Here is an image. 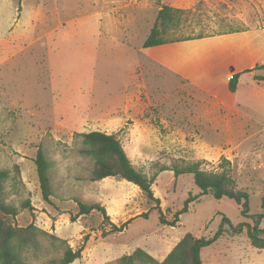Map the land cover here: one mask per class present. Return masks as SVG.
Here are the masks:
<instances>
[{
  "label": "rangeland",
  "instance_id": "obj_1",
  "mask_svg": "<svg viewBox=\"0 0 264 264\" xmlns=\"http://www.w3.org/2000/svg\"><path fill=\"white\" fill-rule=\"evenodd\" d=\"M10 3L18 4V0ZM170 3L22 0L25 13L32 11V15H21L17 22L12 5H0L4 12L0 18L6 22L9 16L6 30L0 31V168L10 170L3 194L6 202L19 207L18 214L9 218L11 223L26 226L32 222L40 230L37 246L23 252L24 264H58L67 247L81 249L80 256L68 264H120L119 257L131 253L136 242H143L142 233L145 241L151 240L147 232L161 224L157 210L152 209L155 203L141 189L137 201L134 197L127 203L130 210L124 218L136 208L147 215L135 219L127 230L106 234L108 226H101L100 212L77 213V200L92 203L90 194L99 192L88 182L93 160L80 152L81 134L91 130L116 133L122 145L138 157L139 146L126 139L128 127L142 123L150 138H158L154 147L143 149L150 159L138 160L135 167L148 171L147 177L154 176L153 195L166 219H172L188 194H197L198 189L189 173L177 175L166 186L165 167L170 170L200 161L199 167L206 171L220 170L222 157L208 158L197 145L200 134L211 146L229 148L231 175L237 187L249 194V212H259L264 194V94L249 82V74L241 77L237 97L244 101L243 128L228 137L240 140L233 147L221 143L225 137L220 129L199 126L190 101L179 89L182 81L138 50L157 9ZM181 9L189 12L176 27L166 30L164 38L264 27V0H195L193 6ZM37 147L49 162L50 204L42 200L39 190L33 162ZM25 201L28 205L21 208ZM217 213L234 224L251 223L233 200L204 195L180 214L172 233L211 236L220 225ZM201 257L204 264H264V248L253 247L245 232L224 234L204 247Z\"/></svg>",
  "mask_w": 264,
  "mask_h": 264
},
{
  "label": "crops",
  "instance_id": "obj_2",
  "mask_svg": "<svg viewBox=\"0 0 264 264\" xmlns=\"http://www.w3.org/2000/svg\"><path fill=\"white\" fill-rule=\"evenodd\" d=\"M38 1L40 2V0ZM194 4L195 0H171L169 6L181 9L189 8ZM0 5L9 8L12 4L10 0H0ZM12 7L17 16L16 22L21 15H27V18L32 15V11L28 14L25 13L26 10L22 6V0H18V4H13ZM106 11L107 13L111 12V6ZM1 12L3 11H0V15ZM96 13L100 14L101 11L99 10ZM34 15H39L38 10L34 11ZM7 21L4 22V19L0 18L1 32L6 30ZM138 50L148 60L159 66L158 68L167 71L182 81L179 89L182 88L190 101L193 113L199 124H201L199 126L212 128L214 131L220 129L224 135L223 137H225L221 143L232 145V147L239 144L240 140L234 141L233 138L229 139L228 137H231L234 132L239 133L243 128L240 119L244 115L241 109L244 101L237 97L241 77L244 74H249V82L259 87L258 89L264 94V79L255 78L256 75L264 76V67H261V65H264V27L253 26L221 34L166 42L150 47H143L141 44ZM255 66L260 68L255 69ZM247 69L252 70L246 71ZM235 73H240V75L236 89L230 91L228 81ZM147 129V126L142 123L132 125L126 129V139H130L132 143L139 146L141 151V157H138L131 153V148L126 149L122 145L132 164L136 167L138 160L145 162L150 159L147 155L148 152L143 149L154 147L152 145L156 144L155 141L158 140L157 137L150 138L147 135ZM216 142L220 141L217 140L214 143ZM210 143V140L205 139L204 135L200 134L197 145L201 150L204 149L208 158L217 160L220 157H225L230 161L232 160L229 148L223 149L220 146H211ZM162 171L169 174L166 186L169 182L176 180V176H174L171 169ZM160 172L155 177H158ZM142 173L148 175V171H142ZM88 182L95 184L90 186L99 188L97 194H90V196L94 202L104 207L109 221L116 225L119 222H126L122 231L127 230L135 219L141 217V210L136 208L133 215L129 214L130 216L124 218L130 210L127 203L130 200L134 201V197L137 201L138 195L141 194L137 185L125 179H113L111 176ZM156 191L160 193L161 190L156 186ZM175 226L156 225L154 229L147 232V234H151V240L145 241V233H142L140 237H143V242H136L133 250L139 247L156 260H163L181 238L180 234L172 233ZM152 233H154V236ZM129 253L130 251H127V254Z\"/></svg>",
  "mask_w": 264,
  "mask_h": 264
},
{
  "label": "trees",
  "instance_id": "obj_3",
  "mask_svg": "<svg viewBox=\"0 0 264 264\" xmlns=\"http://www.w3.org/2000/svg\"><path fill=\"white\" fill-rule=\"evenodd\" d=\"M188 12L189 10L161 5L156 11L154 22L142 46L150 47L171 41L202 37L201 34L174 39L163 37L166 30L173 26L176 27L180 23L182 15ZM261 67H264V65H261ZM256 68L260 67L255 66ZM251 70L247 69L246 71ZM239 75L240 73H235L229 78L228 88L230 91L236 89ZM255 78L264 79V76L256 75ZM81 136L82 148L80 152L93 160L90 180L94 181L107 176H115L137 185L146 197L155 203L152 209L157 210L158 221L161 224L169 226L179 224L180 214L188 210L192 201L204 195H211L216 199L228 198L233 200L239 206L241 216L244 219L251 220V223L248 220H243L234 224L223 213H217L221 216L220 225L211 236H197L187 232L161 261L156 260L143 249L136 247L130 254L119 257L120 264H134L135 262L142 264H204L201 250L224 234L236 235L245 232L253 247L257 249L264 248V223L262 224L264 220V194L259 212L251 214L248 204L249 194L245 189L237 187L236 181L230 172V161L225 157L221 158L218 165L219 171H206L200 168V161H192L179 167L176 165L171 166L170 169L173 170L174 176L191 174L198 192L197 194L189 193L181 208L175 211L172 219L169 220L165 218L159 206V199L153 195L151 185L154 176L147 177L132 164L116 133L91 130L83 132ZM33 162L42 200L50 204L52 187L48 175L49 162L41 147H37ZM9 176V169L0 168V264H24L23 252L28 247L37 246V235L40 230L32 222L26 226H17L9 221V218H14L19 212V207L6 202L4 198V183ZM27 205L28 201H25L21 208H25ZM91 211H98L102 214L101 226L103 228H105V225L108 226L106 234L119 232L122 229V225L118 226L109 221L104 207L99 203H85L77 200L78 214L86 215ZM146 215L147 212H144L140 216L145 217ZM80 251L81 249L72 250L67 247L56 262L58 264H68L80 256Z\"/></svg>",
  "mask_w": 264,
  "mask_h": 264
},
{
  "label": "bare ground",
  "instance_id": "obj_4",
  "mask_svg": "<svg viewBox=\"0 0 264 264\" xmlns=\"http://www.w3.org/2000/svg\"><path fill=\"white\" fill-rule=\"evenodd\" d=\"M167 68V67H166Z\"/></svg>",
  "mask_w": 264,
  "mask_h": 264
}]
</instances>
